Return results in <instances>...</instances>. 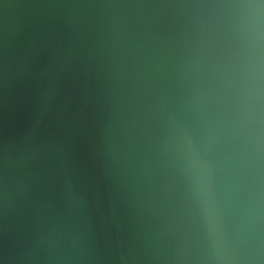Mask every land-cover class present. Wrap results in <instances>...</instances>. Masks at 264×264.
Wrapping results in <instances>:
<instances>
[{"label": "water", "instance_id": "obj_1", "mask_svg": "<svg viewBox=\"0 0 264 264\" xmlns=\"http://www.w3.org/2000/svg\"><path fill=\"white\" fill-rule=\"evenodd\" d=\"M200 1L122 0L119 4H111L110 0H40L43 4L39 15L42 38L35 48L33 63L30 59L29 76L33 75L21 82L23 86L19 89L13 87L17 90L16 104L0 117V195L9 190L16 197L0 201V264L163 263L162 250L149 246L148 241L164 214L155 212L147 190H139L146 198L138 197L135 184L139 188L149 180L142 174L147 172V167L151 171L156 169L160 178L167 181L168 170L162 173L159 169L166 167L168 156L173 158L165 147V123L168 114L172 115L170 107L173 104L168 99H161V116L154 119V126L152 119L140 121L142 114H138V124L132 123L138 112V101L145 96V92L135 85L137 80L134 83L132 79H139L142 73L138 66L141 72L134 75L138 40L147 50L154 46L152 43L158 37L169 35L177 25L186 29L195 20L190 17L202 14ZM52 5L55 10L62 9L58 20L52 19ZM176 7L181 11H176ZM121 10L124 20L119 26H122L114 31L107 52L103 53L111 58V64L103 65H111L113 76L107 72L105 75L106 70L100 64L98 72L104 75L100 89L106 82L119 97L121 93L124 95L128 81L133 95L120 101L123 107L115 116L114 102L108 100L111 90L91 106L90 116L101 112L100 117L122 124L123 129H117L115 123L111 135L98 130L93 132L89 142H95L96 146L91 147L90 153L86 147L84 149V163L88 166L85 170L80 167L76 147L70 144L73 133L68 124L73 121L70 118L73 111L67 105H70L71 95L74 102L79 99L75 77L82 68L85 72L82 88L92 87L97 80V94L102 76L90 75L96 67H92L94 55H89L96 49L93 48L95 43L100 45L96 35L111 27L110 21L107 24L101 19L111 12L110 19ZM186 15L187 20H184ZM57 39L58 47L52 51L50 62L51 45ZM170 46L172 44L165 43L163 48ZM3 49L6 51L3 45L0 46V52H3L0 59L4 58ZM161 52L162 57L166 54L169 59L160 64L167 68L165 77L183 78L187 85L196 89L198 83L193 77L190 81L184 62L188 47L180 44L169 52ZM107 76H110L109 81L105 80ZM113 80L115 88L111 87ZM146 103L142 102L140 108L143 105L147 108ZM132 111L135 114L126 120ZM145 120L148 123L142 125ZM136 129L141 132L139 137ZM64 144L70 146L69 153L63 152ZM47 146L51 152L45 157ZM69 156L75 159L78 169L65 162ZM103 162L107 168L106 190L103 182L98 181ZM77 171V178L86 174L84 185L72 186L69 177ZM159 185L158 201L162 197L164 203L169 199L164 196L168 183ZM164 208L168 211L169 207L165 205ZM182 246L186 248L192 243Z\"/></svg>", "mask_w": 264, "mask_h": 264}, {"label": "bare ground", "instance_id": "obj_2", "mask_svg": "<svg viewBox=\"0 0 264 264\" xmlns=\"http://www.w3.org/2000/svg\"><path fill=\"white\" fill-rule=\"evenodd\" d=\"M120 1L110 0V3ZM242 4L257 5L264 14V0H201L198 5L202 14L190 17L195 20L186 29L175 26L174 31L165 35L167 38L158 37L152 43L154 46L147 50L138 40L134 75L142 71L140 75L143 77L142 81L141 76L132 80L134 83L137 80L135 85L145 92V96L138 101V112L132 123L138 124V114H142L140 121L152 119L154 126V119L161 116L159 105L162 100L168 99L173 104L170 107L172 115L168 114V122L165 123V147L173 158L168 156L166 167L159 169L162 173L168 170L167 181L160 178L156 169L151 171L147 167V172L142 174H146L149 180L139 188L135 184L138 197L146 198L139 194V190H147L155 212L164 214L148 241L149 246L162 250L164 261L160 264H200L201 260L202 264H264V51L257 71L249 59L239 26L240 21L251 15V10L234 7ZM42 6L40 0H0V46L6 49H3L4 58L0 59V117L16 104L14 96L17 90L13 87L19 89L23 86L21 82L33 75L29 76L32 69L30 59H33L37 43L42 38L39 18ZM61 11L52 5V19L58 20ZM176 11L181 9L176 7ZM110 13L101 20L107 24L110 21L111 27L96 35L100 38V45L98 47L95 43L93 48L96 49L89 55H94L92 67H96L90 75H100L101 64L106 70L104 74L113 76L111 65H103L111 64V58L103 53L107 52L114 31L122 26L119 24L124 20V14L121 10L108 19ZM187 15L184 20H187ZM165 43L172 46L165 49ZM180 44L188 47L184 62L190 81L193 77L198 83L196 89L187 85L183 78L165 77L167 68L160 66L163 60H169L166 54L162 57L161 50L169 52ZM57 47L58 39L51 45L50 62L52 51ZM84 75L82 68L75 77L79 99L74 102L71 95L67 107L73 111L70 114L73 121L68 122L73 133L70 144L80 155L81 169L86 170L84 149L86 147L90 153L91 147L96 146L95 142H89L93 132L98 130L111 135L115 123L117 129H123V126L100 117L101 112L90 116L91 106L111 89L106 82L100 89L104 77L101 74L97 94V80L84 90ZM109 79L107 76L105 80ZM114 82L111 84L113 88ZM114 90L108 96V100L114 102L113 116L120 114L123 107L120 101L133 95L128 81L124 95L121 93L118 97ZM160 93L163 94L160 96ZM146 101L147 108L145 105L140 108ZM134 114L133 111L127 114L126 120L129 121ZM142 123L144 125L148 120ZM62 149L64 153L71 151L67 144ZM50 152L47 146L44 156L48 157ZM97 152L98 149L94 154ZM65 162L76 169L79 167L71 156ZM77 174L78 171L69 177L71 185H84L86 174L82 173L80 178ZM99 175L98 181L103 182L105 190L108 189L104 162ZM166 183L164 196L169 199L163 203L162 197L158 201L157 188H161L159 184L163 186ZM160 193L162 195V190ZM2 195L4 197L0 201L16 198L9 190ZM165 205L169 207L168 211H165ZM189 242L192 246H182Z\"/></svg>", "mask_w": 264, "mask_h": 264}, {"label": "clouds", "instance_id": "obj_3", "mask_svg": "<svg viewBox=\"0 0 264 264\" xmlns=\"http://www.w3.org/2000/svg\"><path fill=\"white\" fill-rule=\"evenodd\" d=\"M234 7L250 9L251 15L242 21L239 26L244 36V43L253 67L258 71L261 53L264 51V22L259 7L254 4H242Z\"/></svg>", "mask_w": 264, "mask_h": 264}]
</instances>
